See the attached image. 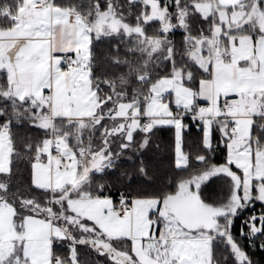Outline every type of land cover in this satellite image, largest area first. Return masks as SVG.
Returning a JSON list of instances; mask_svg holds the SVG:
<instances>
[{
    "label": "snow or ice",
    "instance_id": "obj_1",
    "mask_svg": "<svg viewBox=\"0 0 264 264\" xmlns=\"http://www.w3.org/2000/svg\"><path fill=\"white\" fill-rule=\"evenodd\" d=\"M257 252L264 0H0V264Z\"/></svg>",
    "mask_w": 264,
    "mask_h": 264
},
{
    "label": "trees",
    "instance_id": "obj_2",
    "mask_svg": "<svg viewBox=\"0 0 264 264\" xmlns=\"http://www.w3.org/2000/svg\"><path fill=\"white\" fill-rule=\"evenodd\" d=\"M178 38L179 37H177V39ZM16 131H17L19 137H23L25 135H29L30 134L24 128H19ZM170 135H171V133H169L168 130H166V129L165 130H162L159 133V140L164 142V144H162V147H165L166 146V142L169 140ZM164 155L165 154L162 152L159 158H163ZM256 211H259V205H257ZM255 259L258 261V264H264V253L257 252L256 253V256H255Z\"/></svg>",
    "mask_w": 264,
    "mask_h": 264
}]
</instances>
